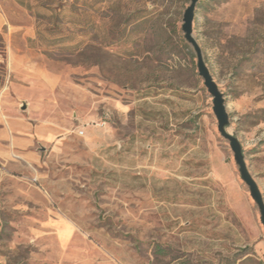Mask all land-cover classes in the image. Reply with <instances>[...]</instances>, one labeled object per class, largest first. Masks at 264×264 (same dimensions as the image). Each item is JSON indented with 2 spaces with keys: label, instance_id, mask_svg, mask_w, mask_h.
<instances>
[{
  "label": "rangeland",
  "instance_id": "rangeland-1",
  "mask_svg": "<svg viewBox=\"0 0 264 264\" xmlns=\"http://www.w3.org/2000/svg\"><path fill=\"white\" fill-rule=\"evenodd\" d=\"M190 2L0 0V96L54 129L38 163L0 158V264L264 263ZM193 35L264 198V0H199Z\"/></svg>",
  "mask_w": 264,
  "mask_h": 264
},
{
  "label": "crops",
  "instance_id": "crops-1",
  "mask_svg": "<svg viewBox=\"0 0 264 264\" xmlns=\"http://www.w3.org/2000/svg\"><path fill=\"white\" fill-rule=\"evenodd\" d=\"M6 25L0 13V30ZM19 83L11 89L16 91ZM16 106L9 105L0 96V158L16 164H35L40 161V143H47L54 136V129L40 125L31 117L19 115Z\"/></svg>",
  "mask_w": 264,
  "mask_h": 264
},
{
  "label": "water",
  "instance_id": "water-1",
  "mask_svg": "<svg viewBox=\"0 0 264 264\" xmlns=\"http://www.w3.org/2000/svg\"><path fill=\"white\" fill-rule=\"evenodd\" d=\"M198 2L199 0H191L189 6L184 12L182 23L184 37L193 46L197 54L198 72L203 78L208 92L213 97V112L217 118L218 131L229 142L230 148L234 154L235 162L239 168L240 176L248 186L250 195L259 208L260 220L264 225V198L262 192L258 186V183L247 167L242 144L240 143L239 139L227 129L230 124V116L227 111L223 92L220 90L217 82L206 65L202 48L193 35V22ZM22 108L25 109L26 105L23 104Z\"/></svg>",
  "mask_w": 264,
  "mask_h": 264
},
{
  "label": "trees",
  "instance_id": "trees-1",
  "mask_svg": "<svg viewBox=\"0 0 264 264\" xmlns=\"http://www.w3.org/2000/svg\"><path fill=\"white\" fill-rule=\"evenodd\" d=\"M0 50L3 49V45H0ZM166 250L164 247L158 245L157 246V254H162L165 253ZM240 253H242V256L240 258H243V263L245 264H264L261 260H258L257 254L253 248L250 246H245L240 250ZM234 254L233 256H229L226 258V263L225 264H235L236 263V258ZM180 260L178 264H192L191 262V254L184 253L181 256H179Z\"/></svg>",
  "mask_w": 264,
  "mask_h": 264
}]
</instances>
